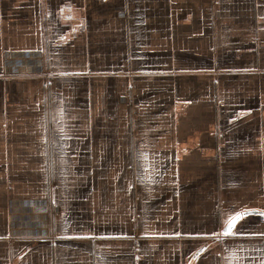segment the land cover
Wrapping results in <instances>:
<instances>
[{
	"label": "crops",
	"instance_id": "1",
	"mask_svg": "<svg viewBox=\"0 0 264 264\" xmlns=\"http://www.w3.org/2000/svg\"><path fill=\"white\" fill-rule=\"evenodd\" d=\"M0 264H264V0H0Z\"/></svg>",
	"mask_w": 264,
	"mask_h": 264
},
{
	"label": "snow or ice",
	"instance_id": "2",
	"mask_svg": "<svg viewBox=\"0 0 264 264\" xmlns=\"http://www.w3.org/2000/svg\"><path fill=\"white\" fill-rule=\"evenodd\" d=\"M240 215H241V214H237V216L234 218V220L232 221V223H230V224L228 225V229H229V231H226L225 234H231V233H230V229H231V227L233 226V224L235 223V220L240 218Z\"/></svg>",
	"mask_w": 264,
	"mask_h": 264
}]
</instances>
